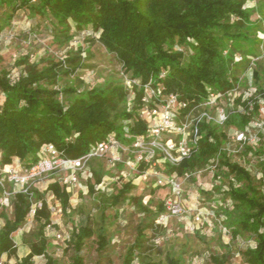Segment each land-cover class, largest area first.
Returning a JSON list of instances; mask_svg holds the SVG:
<instances>
[{"label": "trees", "instance_id": "trees-1", "mask_svg": "<svg viewBox=\"0 0 264 264\" xmlns=\"http://www.w3.org/2000/svg\"><path fill=\"white\" fill-rule=\"evenodd\" d=\"M21 12L39 18L40 27L47 22L46 29L59 47H68L77 35L89 30L91 40L120 63L127 78L138 83L130 91L125 81L112 74L106 82L86 85L75 76L84 67L85 50L81 47L67 49L61 58L48 56L38 62H33L31 55L22 56L15 63L21 68L18 75L4 66L0 54L1 168L16 163L30 168L43 157L48 145H54L68 159L82 158L110 135L129 145L148 130L147 121L140 115L146 86L163 88L165 95H178L188 109L205 102L210 93L224 94L238 86L254 90L252 111L249 101L243 102L240 97L236 103L244 105V112L231 111L223 127L202 123L198 151L178 166H163L169 176L184 177L205 170L216 159L218 170L213 178L218 180L223 175L229 182L224 191L223 187L215 188L223 191L221 200L232 202V206L221 208L224 225L232 240L245 236L255 240L254 246L240 251L244 263L264 264V139L245 150L260 177L247 168L253 162L241 165L222 152L231 129L245 130L253 119L264 120V105L256 99L264 91L262 75L257 71L264 53V0H0V32L11 27ZM240 57L242 60L237 61ZM250 68L251 82L247 77ZM71 78L75 80L61 85ZM94 161L100 162L98 170ZM89 167V190L100 193L103 213L126 201L145 215L150 213L142 197H129L136 188L133 179L121 182L113 193L102 187L105 175L122 172L123 164L111 166L107 159L96 158ZM7 187L13 191L11 184ZM44 190L37 185L33 188L34 200L42 201L43 207L34 216L35 231L23 236L22 243L29 252L22 258L17 257L13 235L27 222L32 200L24 193L14 194L10 199L12 218L0 205V216L5 220L0 228V258H16L15 264H34L35 257L44 256L45 264H58L48 254L46 232L56 227L57 214L52 212L46 194L59 201L67 214L71 193L52 178ZM165 213L163 201L157 205L152 223L139 226L140 238L147 229L157 226V217ZM95 234L89 225L74 231L69 241L75 252L71 264H85L80 253ZM97 237L98 248L103 251L111 241L103 232ZM139 242L127 249L121 264H135ZM227 248L225 253L211 256L212 264H230L232 255Z\"/></svg>", "mask_w": 264, "mask_h": 264}, {"label": "rangeland", "instance_id": "rangeland-1", "mask_svg": "<svg viewBox=\"0 0 264 264\" xmlns=\"http://www.w3.org/2000/svg\"><path fill=\"white\" fill-rule=\"evenodd\" d=\"M41 23L39 18H32L28 12H21L12 22V26L0 32V54L4 59V66L18 75L21 68L15 66L17 60L22 56L31 55L33 62L48 56L62 57L67 49H78L83 52V68L76 77H79L86 85L93 86L106 82L110 75L114 74L117 79L130 84L129 78L122 71L120 63L110 56L105 49L93 41L91 32L85 31L77 35L74 40L68 43V47H59L53 42L51 33L46 29L47 22ZM39 26V27H38ZM83 35V36H82ZM257 65V71L261 73V86H264V53ZM75 78L66 79L61 85H67ZM256 88V87H255ZM244 89V88H243ZM147 121L150 118L145 117ZM246 155V154H245ZM245 156V161L255 165L252 172L258 171L251 156ZM99 161H94V168L99 169ZM247 165V164H246ZM253 165V166H254ZM18 166V167H15ZM249 165H247L248 168ZM16 171L21 172L22 167L15 164ZM165 166L158 167L157 171L164 177L170 178ZM9 169V166L6 167ZM89 167L87 170H91ZM249 169V168H248ZM0 165V173L2 172ZM142 170L149 173L144 177L133 175L132 178L124 177L123 170H115L114 173H107L102 187L106 192L113 193L121 182L134 180L136 188L129 197H142L145 205L150 208V213L140 212L131 202L126 201L117 207H109L103 213L104 207L99 202L100 193H90L87 172L81 176L80 182L69 188L71 192L70 209L64 213L59 201L47 193L46 198L52 207L61 209L55 219V228L46 232L49 240L48 254L58 264H71L75 252L69 241L74 231L83 225L91 226L96 234L88 240L80 255L84 258L85 264H121L127 249L138 241L141 248H136L137 258L135 264H212L211 256L216 253H225L226 248L230 250V264H246L243 261L240 251L249 246L255 245V240L249 236L232 240L230 231L224 225V214L221 208L232 206V202L221 200L223 191L226 189L229 179L221 175V179L213 178L209 171L194 174L193 176L174 177L182 185L183 197L181 204L183 212L180 215L172 216L166 212L157 217L154 228H149L144 233V238L139 236V226L151 224L157 205L172 196L169 186L160 187L156 182V175L152 169L143 166ZM129 173V172H128ZM122 175V180H119ZM55 179V178H52ZM50 179L40 181L41 190ZM220 189H216L215 187ZM18 190L17 187H14ZM2 211L12 218L13 207L8 205ZM34 217L29 215L25 225L16 232L13 237L18 245V258L27 255L29 249L22 243L23 236L31 234L37 228ZM5 220L0 216V228ZM103 232L110 239V243L103 251L98 248L97 235ZM222 245L226 247H222ZM16 258L9 259L6 256L0 258L2 264H15ZM44 256L35 257L34 264H45Z\"/></svg>", "mask_w": 264, "mask_h": 264}, {"label": "built area", "instance_id": "built-area-1", "mask_svg": "<svg viewBox=\"0 0 264 264\" xmlns=\"http://www.w3.org/2000/svg\"><path fill=\"white\" fill-rule=\"evenodd\" d=\"M227 53V52H225ZM238 58L237 61H241ZM253 68L247 72L249 81H252ZM128 88L133 91L137 81L130 80ZM163 88L154 89L146 86V95L143 98V107L140 115L150 118L147 133L136 137L132 143L125 145L117 140L114 135L108 136L99 142L87 155L79 159H68L56 149L54 145H48L44 149L43 157L32 167L21 172L13 166H6L0 173V187L2 196L0 205H10L11 197L16 193H24L32 200L30 215L35 216L36 211L43 207L42 201L34 200L33 188L43 179L55 178L67 190L80 182L81 176L87 172L88 164L92 159L105 158L109 165L123 164L124 177L132 178V174L144 177L149 173L142 170L143 166L150 167L156 175L157 185L171 189L172 196L165 199V207L168 215L177 216L183 212L181 199L183 189L181 183L173 176L164 177L158 173L160 165L169 164L178 166L181 162L194 155L200 145L201 125L204 122L223 127L227 124L230 112L235 110L244 112V105H237L236 101L241 97L243 102L249 101L248 107L252 111L254 104L250 102L255 92L241 89L240 86L224 94L210 93L207 100L195 107L188 109L176 94H163ZM132 96H134V93ZM260 105H264L263 95L256 98ZM185 113V114H183ZM264 139V120L253 119L245 130L231 129L228 141L222 152L243 165L245 163V150L249 146H256ZM218 161H210L205 170L188 173L184 177L189 178L197 173L209 171L212 175L218 170ZM254 166H248L252 172ZM124 172V171H123ZM129 172V173H128ZM259 177L261 174L255 171ZM7 183L13 186V191L7 187ZM17 187L18 190H15ZM54 214L60 213L61 209L52 207ZM0 264H2L0 262Z\"/></svg>", "mask_w": 264, "mask_h": 264}, {"label": "crops", "instance_id": "crops-1", "mask_svg": "<svg viewBox=\"0 0 264 264\" xmlns=\"http://www.w3.org/2000/svg\"><path fill=\"white\" fill-rule=\"evenodd\" d=\"M17 165H19L18 163H16ZM20 166V165H19ZM15 167H18V166H15ZM37 187L39 188V189H41L42 188V185H40V184H38L37 185ZM69 193H71L72 191H70L69 189L67 190Z\"/></svg>", "mask_w": 264, "mask_h": 264}]
</instances>
